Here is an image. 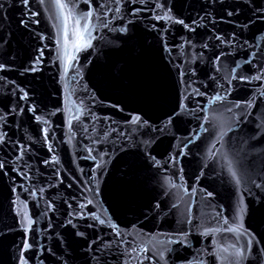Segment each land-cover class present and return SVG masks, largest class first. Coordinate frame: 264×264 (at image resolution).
Returning a JSON list of instances; mask_svg holds the SVG:
<instances>
[{"label": "water", "instance_id": "1", "mask_svg": "<svg viewBox=\"0 0 264 264\" xmlns=\"http://www.w3.org/2000/svg\"><path fill=\"white\" fill-rule=\"evenodd\" d=\"M0 165V264H264V0H0Z\"/></svg>", "mask_w": 264, "mask_h": 264}, {"label": "snow or ice", "instance_id": "2", "mask_svg": "<svg viewBox=\"0 0 264 264\" xmlns=\"http://www.w3.org/2000/svg\"><path fill=\"white\" fill-rule=\"evenodd\" d=\"M59 2V0H58ZM60 8L61 9H64L66 7V5L64 3H60L59 4ZM88 17L90 18L91 17V12L88 13ZM64 20H65V30H64V41H65V44H67L68 42V30H67V24L68 22L71 20V16L70 15H66L64 17ZM89 32V25L88 23L86 22L85 25H84V28H83V31H81L80 29V20L77 19L75 21V28H74V31H73V36L75 37V40H74V43H73V46L75 48H80L81 46H88L87 45V42L85 41V34ZM72 59L71 57H69V60ZM2 166V165H0Z\"/></svg>", "mask_w": 264, "mask_h": 264}]
</instances>
